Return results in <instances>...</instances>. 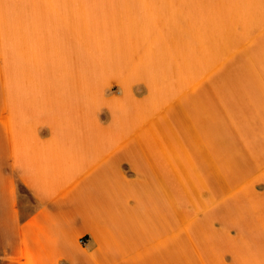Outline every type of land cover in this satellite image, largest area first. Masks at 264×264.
I'll return each mask as SVG.
<instances>
[{
	"label": "crops",
	"instance_id": "crops-1",
	"mask_svg": "<svg viewBox=\"0 0 264 264\" xmlns=\"http://www.w3.org/2000/svg\"><path fill=\"white\" fill-rule=\"evenodd\" d=\"M83 3L0 0V264H264V0Z\"/></svg>",
	"mask_w": 264,
	"mask_h": 264
},
{
	"label": "rangeland",
	"instance_id": "rangeland-1",
	"mask_svg": "<svg viewBox=\"0 0 264 264\" xmlns=\"http://www.w3.org/2000/svg\"><path fill=\"white\" fill-rule=\"evenodd\" d=\"M141 1L142 0H83L82 11H85V20L88 25L95 22L102 30V25L107 27L110 26L114 13L122 11L130 7L131 4ZM91 19L94 22H92ZM100 36L101 39H105L102 32Z\"/></svg>",
	"mask_w": 264,
	"mask_h": 264
}]
</instances>
